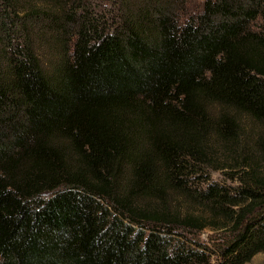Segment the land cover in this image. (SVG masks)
Segmentation results:
<instances>
[{
    "label": "trees",
    "instance_id": "trees-1",
    "mask_svg": "<svg viewBox=\"0 0 264 264\" xmlns=\"http://www.w3.org/2000/svg\"><path fill=\"white\" fill-rule=\"evenodd\" d=\"M194 4L0 0V264L264 253V0Z\"/></svg>",
    "mask_w": 264,
    "mask_h": 264
},
{
    "label": "rangeland",
    "instance_id": "rangeland-1",
    "mask_svg": "<svg viewBox=\"0 0 264 264\" xmlns=\"http://www.w3.org/2000/svg\"><path fill=\"white\" fill-rule=\"evenodd\" d=\"M204 0H194V5L196 6H200V4L203 2ZM244 129H245V134L247 136H249L250 140H249V149H251V151H253V153L255 154V156H257L259 158V162L258 164L260 165V173H263L264 171V124H257L254 122H251L249 120H244ZM228 168L225 169V171H217L213 173V179L214 180H223L224 177V172L227 171ZM180 199V198H178ZM177 202L176 204H174V202ZM172 201V206L175 210H177V212L183 213L185 214L186 211L188 210L182 199L180 200H175ZM180 205V206H177ZM208 235L211 237L212 239H214L216 237L215 234H212L211 232H205L202 236H201V241L202 242H206L208 239ZM248 264H264V253H260L258 255H256L252 261Z\"/></svg>",
    "mask_w": 264,
    "mask_h": 264
}]
</instances>
